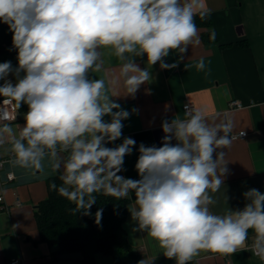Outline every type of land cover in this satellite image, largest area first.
Masks as SVG:
<instances>
[{
  "label": "clouds",
  "instance_id": "obj_1",
  "mask_svg": "<svg viewBox=\"0 0 264 264\" xmlns=\"http://www.w3.org/2000/svg\"><path fill=\"white\" fill-rule=\"evenodd\" d=\"M197 15H208L201 0H0V23L12 33L18 62L15 68L0 63V97L28 108L18 132L0 126V145L10 138L17 166L43 170L47 162L59 173L62 183L50 188L75 205L74 215H91L97 194L134 200L133 231L155 240L175 264H191L201 252L237 253L250 232L252 251L264 261V193L251 188L242 209L212 210L229 174L231 119L210 121L187 106L184 118L164 119L161 146L139 145L138 179L119 174L136 141L125 137L106 146L122 137V122L131 114L113 101L120 94L110 84L120 83L123 95L134 97L150 81L151 66L176 67L165 62L170 52L182 58L200 44ZM106 54L119 62V73L97 78ZM143 56L148 67L141 69L135 58ZM195 66L203 71L204 59ZM102 213H95L97 225Z\"/></svg>",
  "mask_w": 264,
  "mask_h": 264
},
{
  "label": "crops",
  "instance_id": "obj_2",
  "mask_svg": "<svg viewBox=\"0 0 264 264\" xmlns=\"http://www.w3.org/2000/svg\"><path fill=\"white\" fill-rule=\"evenodd\" d=\"M201 2L212 24L197 26L200 44L189 46L182 58L176 52H170L165 62L176 63V67L161 69L159 63L151 66L150 81L142 84L134 97L123 95L120 83L110 84V90L120 94L112 97L113 101L131 114L122 122V137L106 146L115 147L125 137L136 141L132 154L125 157V170L119 174L138 179L135 164L139 145L161 146L162 121H170L176 115L184 118L183 105L186 102H193L210 121L231 119L234 124L232 133L246 130L248 135L232 138L231 147L225 149L229 174L216 194L219 202L212 209L223 213L227 207L242 209L247 202L243 193L251 188L264 193V0ZM5 26L0 23V42L5 41ZM210 30L215 32L217 41L204 40V33ZM239 42H249V45L243 46ZM201 57L205 62L203 71L195 66ZM104 61L105 71L96 73L97 78L105 72L118 75L119 62L115 57L106 54ZM146 61V56L135 58L141 69L148 67ZM89 75L95 78L93 74ZM7 79L16 82L14 74H9ZM233 100L240 101L242 106L231 108ZM132 109L138 111L132 112ZM26 112L18 110L16 119L7 124L18 132L24 124ZM10 146V138L0 145V160H5L0 167V196L3 197L0 201V264H11L12 259H19L21 264H114L113 256L101 252L96 242H88L78 251L55 254L53 248L40 241L36 206L47 197V180L57 172L47 162L43 170L17 166L10 157L13 155ZM10 171L15 174V179L6 181ZM224 192L228 197L227 204ZM132 206L134 200L130 199L123 224L127 239L140 249L146 264H159L167 258L155 240L143 232L133 231L136 222L129 211ZM252 235L250 232L246 247L237 253L201 252L194 260L197 264H264L249 246Z\"/></svg>",
  "mask_w": 264,
  "mask_h": 264
},
{
  "label": "trees",
  "instance_id": "obj_3",
  "mask_svg": "<svg viewBox=\"0 0 264 264\" xmlns=\"http://www.w3.org/2000/svg\"><path fill=\"white\" fill-rule=\"evenodd\" d=\"M197 26H211V17L208 15L201 19L195 17ZM4 42H0V63L11 61L13 68L17 67V52L12 48V36L8 26ZM213 31L204 33L206 42H215L210 39ZM240 45L248 46L249 42H239ZM23 75V74H21ZM27 111V105L22 104L18 109ZM264 133V118L262 124ZM55 182L58 186L62 183L59 180V173L47 180V197L36 206L35 216L38 223L40 241L46 242L54 249L55 254H65L78 251L88 242H96L99 250L110 254L114 258V264H139L142 261L140 249L131 245L127 239L124 228V221L127 217V206L129 198L116 200L114 197H107L97 194V202L91 208V215L82 213L73 214L70 209L74 204L60 196L57 191L52 190L50 185ZM103 208L100 225L95 223V213ZM159 264H175L174 260L162 259ZM191 264H197L195 260Z\"/></svg>",
  "mask_w": 264,
  "mask_h": 264
},
{
  "label": "built area",
  "instance_id": "obj_4",
  "mask_svg": "<svg viewBox=\"0 0 264 264\" xmlns=\"http://www.w3.org/2000/svg\"><path fill=\"white\" fill-rule=\"evenodd\" d=\"M4 97H0V126L7 124L9 122H12L16 119L18 109L14 107L15 102H12V104H4L3 103ZM7 99V98H5ZM185 106L189 107L190 109H196V106L193 102H186L183 105V109L185 110ZM231 108H238L242 106V103L238 100H233L230 103ZM243 133V134H242ZM248 135V131L242 130L238 133H231L232 138H239V137H246ZM10 157H13L11 155ZM5 160H0V167L4 165ZM123 175V174H122ZM124 176V175H123ZM15 179V174L13 172H8L6 175V181H11ZM3 200V197L0 196V201ZM252 242L249 244L251 247ZM11 264H21V261L19 259H12Z\"/></svg>",
  "mask_w": 264,
  "mask_h": 264
}]
</instances>
